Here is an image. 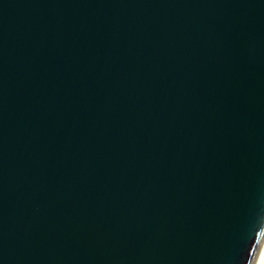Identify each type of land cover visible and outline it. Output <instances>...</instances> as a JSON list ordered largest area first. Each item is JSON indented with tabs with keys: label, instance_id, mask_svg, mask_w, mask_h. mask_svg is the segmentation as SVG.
I'll return each mask as SVG.
<instances>
[{
	"label": "water",
	"instance_id": "1",
	"mask_svg": "<svg viewBox=\"0 0 264 264\" xmlns=\"http://www.w3.org/2000/svg\"><path fill=\"white\" fill-rule=\"evenodd\" d=\"M264 0H0V264H254Z\"/></svg>",
	"mask_w": 264,
	"mask_h": 264
},
{
	"label": "bare ground",
	"instance_id": "2",
	"mask_svg": "<svg viewBox=\"0 0 264 264\" xmlns=\"http://www.w3.org/2000/svg\"><path fill=\"white\" fill-rule=\"evenodd\" d=\"M254 264H264V241Z\"/></svg>",
	"mask_w": 264,
	"mask_h": 264
}]
</instances>
